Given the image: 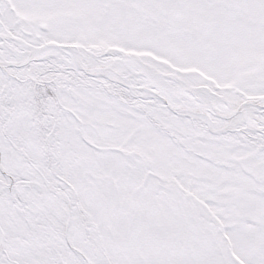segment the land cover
Masks as SVG:
<instances>
[{
    "label": "snow or ice",
    "instance_id": "obj_1",
    "mask_svg": "<svg viewBox=\"0 0 264 264\" xmlns=\"http://www.w3.org/2000/svg\"><path fill=\"white\" fill-rule=\"evenodd\" d=\"M0 264H264V0H0Z\"/></svg>",
    "mask_w": 264,
    "mask_h": 264
}]
</instances>
